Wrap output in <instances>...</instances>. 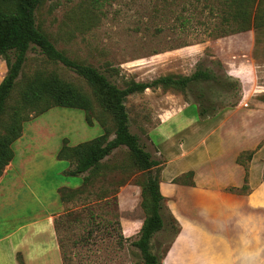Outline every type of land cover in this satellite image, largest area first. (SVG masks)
Returning <instances> with one entry per match:
<instances>
[{
    "label": "rangeland",
    "instance_id": "1",
    "mask_svg": "<svg viewBox=\"0 0 264 264\" xmlns=\"http://www.w3.org/2000/svg\"><path fill=\"white\" fill-rule=\"evenodd\" d=\"M222 2L41 0L35 10L36 25L58 50L96 67L119 87L132 79L145 81L165 74H190L197 64L238 83L237 90L222 91L214 87L209 91L210 101L203 103L210 114L198 116L202 123L199 135L193 129L188 136L180 133L163 144L148 141L158 112L185 100L193 102L199 90L195 88L194 93L183 94L172 88H146L125 98L130 131L160 161L159 189L167 209L163 210L164 227L153 233L150 248L161 264L178 225V222L171 224L167 215L170 209L166 188L174 183L192 184L195 174L206 178L205 168L213 160L215 144L219 142L215 131L220 129L223 135L224 131L235 132L236 143L240 136L241 148L235 150H238L236 154L240 153V164L247 168L246 186L240 192L247 193L252 187L262 185L256 191L264 201V25L219 37L209 36L208 31L222 20L216 12V7L224 9ZM258 2L264 11V0ZM39 70L58 73L92 97L90 86L75 71L54 63L36 46H31L0 118V131L16 104L20 86ZM5 71V61L0 58V79ZM89 116L90 122L86 121L83 110L58 106L31 110L22 130L33 120L53 123L48 127L61 139L60 146L63 142L75 145L105 131L109 139L113 136L111 114L96 101ZM220 144L222 153H226L221 158L226 160L232 140L225 138ZM65 160L70 162L71 169L74 161ZM182 160H193L189 164L192 168L183 164L177 174L180 169L176 166ZM78 175V186L65 187L68 189L63 191L66 199H61L69 202L68 205L53 220L63 264H141V254L132 242L137 239L148 213L141 186L145 171L137 168L128 149L120 145L99 166ZM84 177H87L85 181ZM259 221L264 226V209Z\"/></svg>",
    "mask_w": 264,
    "mask_h": 264
},
{
    "label": "crops",
    "instance_id": "2",
    "mask_svg": "<svg viewBox=\"0 0 264 264\" xmlns=\"http://www.w3.org/2000/svg\"><path fill=\"white\" fill-rule=\"evenodd\" d=\"M193 104L185 100L162 108L148 141L163 144L193 129L199 135L202 123ZM49 124L33 120L24 125L0 175V264H63L53 220L69 203L61 199L60 189L78 186L80 175L68 174L70 162L56 156L61 139ZM232 133L214 132L219 142L206 178L195 174L192 184L166 188L167 206L179 229L162 264H264V226L259 221L264 201L256 191L262 185L240 192L244 168L236 161L235 148L241 143ZM225 138L233 143L226 160L220 144ZM184 162L177 164V174L183 164L192 168L193 160Z\"/></svg>",
    "mask_w": 264,
    "mask_h": 264
},
{
    "label": "trees",
    "instance_id": "3",
    "mask_svg": "<svg viewBox=\"0 0 264 264\" xmlns=\"http://www.w3.org/2000/svg\"><path fill=\"white\" fill-rule=\"evenodd\" d=\"M40 1L0 0V58L6 65V71L0 80V118L7 109L6 102L21 75L26 52L31 46H36L54 63L59 62L75 71L90 86L92 97L54 71L47 73L39 70L27 77L20 86L16 104L11 107L8 119L0 131V175L13 158L12 144L20 136L23 122L29 119V111H44L51 106L76 108L86 112V121L90 122L89 112L96 101L111 114L114 124L113 136L109 139L105 131L75 145L63 142L56 156L73 160L74 165L67 173L78 175L99 166L101 160L114 148L124 145L128 149L133 163L139 170L145 171V180L141 186L148 212L142 220L137 239L132 243L141 254V264H161L159 256L150 248L153 233L164 227L163 210L167 209L164 196L159 189L160 161L153 158L141 144L139 136L130 131L125 98L128 94L142 92L146 88H172L183 94L191 93L197 88L199 92L194 94L195 98L192 100L197 105L198 116H206L210 112L203 102L210 101L209 91L214 87H219L222 91L237 90L238 83L197 64L190 74H165L145 81L132 79L126 81L124 87H119L96 67L78 62L54 46L35 23V10ZM221 4L224 9L216 7V12L220 13L222 20L208 31L209 36L219 37L264 25V11L258 0H223ZM239 156L240 153L236 161L241 163ZM246 177L247 168L244 166L245 182ZM86 179L87 177H84V181ZM245 186L243 184L241 188ZM65 189L68 188L60 190L62 199H66L63 196ZM167 215L171 224L177 225L171 213ZM177 226L174 228V235L178 232L179 225Z\"/></svg>",
    "mask_w": 264,
    "mask_h": 264
}]
</instances>
